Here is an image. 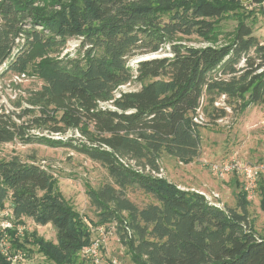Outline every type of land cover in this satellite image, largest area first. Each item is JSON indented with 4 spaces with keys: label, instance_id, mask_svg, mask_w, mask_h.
Here are the masks:
<instances>
[{
    "label": "trees",
    "instance_id": "trees-1",
    "mask_svg": "<svg viewBox=\"0 0 264 264\" xmlns=\"http://www.w3.org/2000/svg\"><path fill=\"white\" fill-rule=\"evenodd\" d=\"M235 6L242 9L240 1ZM230 10L226 0H0V66L43 83L31 93L33 108L0 112V210L9 201L16 220L6 231L7 253L0 247V264H13L19 251L27 257L29 246L55 264H70L92 243L52 175L35 160L4 153L16 142L68 147L104 165L111 181L88 196L98 224H115L138 264H264V238L248 228L244 191L237 208H221L161 176L164 153L181 161L200 155L196 119L203 100L216 119L226 115L214 107L222 96L241 110L264 106V42L250 13L241 10L225 45L195 48L178 41L210 39L214 22ZM75 38L82 40L77 54L58 55ZM165 46L172 56L141 61L135 73L128 65ZM132 80L141 88L117 97V87ZM36 129L54 136L73 130L80 137L57 140L32 134ZM138 192L149 201L132 199ZM23 217L51 224L56 243L34 232L19 235Z\"/></svg>",
    "mask_w": 264,
    "mask_h": 264
},
{
    "label": "rangeland",
    "instance_id": "rangeland-1",
    "mask_svg": "<svg viewBox=\"0 0 264 264\" xmlns=\"http://www.w3.org/2000/svg\"><path fill=\"white\" fill-rule=\"evenodd\" d=\"M240 1L242 13L252 15L248 18L254 26L255 35L264 42V4L256 5L250 0H226V5L232 10L228 11L223 18L215 21L217 28L213 37L205 39L193 36L181 38L179 43L195 48L206 46H222L232 41L237 25V17H241V10L236 8ZM245 11V12H244ZM252 18L254 20H252ZM81 39L70 40L61 49L58 55H75L81 47ZM170 47L165 46L160 52L136 56L129 60L128 65L137 69L139 62L152 57H170ZM42 81L31 75H19L8 70L7 64L0 66V112H21L25 108H33L29 104L31 93L42 87ZM141 84L132 80L115 90L118 97L124 92L136 91ZM236 104H229L225 96L219 97L214 104L215 108L224 109L226 115L214 118L217 114L213 106L203 100L198 111V122L202 125V146L200 155L191 161H181L164 153L160 159L161 176L174 183L183 190L196 191L204 194L212 203L221 208H237L241 192L243 190L242 178L236 174L228 175L224 180L219 179L211 171V164L222 162L235 157L245 163L264 162V106H249L246 109H237ZM105 108H113L111 103L102 104ZM213 115V116H212ZM32 134L45 135L53 139L79 138L77 131L70 130L62 135H49L47 132L36 129ZM5 154L16 153L23 160H35L53 178L54 189L77 210L89 232L92 240H102L100 260L104 264H138L133 259L129 248L122 242L116 232L115 224H98L97 210L91 204L88 196L89 191L99 190L105 183L110 182L107 168L97 161L76 152L68 147H50L45 144H22L19 142L9 143L3 147ZM264 180V179H261ZM260 183V181H259ZM264 184V183H261ZM259 185V184H258ZM140 205L149 201L140 192L131 195ZM242 198V196H241ZM247 203L248 228H252L257 236L264 238V209L260 189L257 195ZM10 203L7 202L6 207ZM2 210H0V214ZM5 220L0 216V225ZM24 227L29 233H36L37 237L45 242L56 243V230L51 225H37L32 219L23 217ZM11 224L16 225V220L11 219ZM103 227L104 232L97 230ZM12 246V243H11ZM5 250L10 247L6 237ZM29 254L16 264H55L38 246H29ZM70 264H93L87 261L81 251Z\"/></svg>",
    "mask_w": 264,
    "mask_h": 264
},
{
    "label": "built area",
    "instance_id": "built-area-1",
    "mask_svg": "<svg viewBox=\"0 0 264 264\" xmlns=\"http://www.w3.org/2000/svg\"><path fill=\"white\" fill-rule=\"evenodd\" d=\"M198 122V119H196ZM212 173L217 176L219 179L224 180L230 174L239 175L242 178L243 190L247 195L249 200H253L257 195V188L259 181L264 179V162H257L254 164L242 162L235 157L224 160L222 162H216L211 164ZM215 205V204H214ZM0 216L5 218L0 225V247L3 253H7L5 250L6 237L8 239L7 230L15 228V225L11 224V219H14L11 206L6 207L1 211ZM19 235H23L26 229L24 227H16ZM100 233L104 232V228L101 227L97 230ZM3 235V236H1ZM102 246V240L94 239L90 246L85 247L82 251L84 258L87 261H92L93 264H104L100 260V249ZM26 257V254L22 251L17 252V254L12 258L13 264H16L18 261L23 260ZM116 264L117 262L114 261Z\"/></svg>",
    "mask_w": 264,
    "mask_h": 264
},
{
    "label": "water",
    "instance_id": "water-1",
    "mask_svg": "<svg viewBox=\"0 0 264 264\" xmlns=\"http://www.w3.org/2000/svg\"><path fill=\"white\" fill-rule=\"evenodd\" d=\"M155 58H158V57H152V58H148V59H145V60H149V59H155ZM144 61V60H143Z\"/></svg>",
    "mask_w": 264,
    "mask_h": 264
}]
</instances>
